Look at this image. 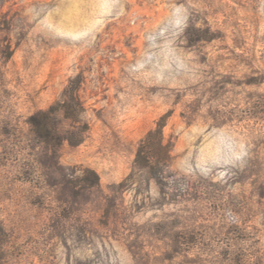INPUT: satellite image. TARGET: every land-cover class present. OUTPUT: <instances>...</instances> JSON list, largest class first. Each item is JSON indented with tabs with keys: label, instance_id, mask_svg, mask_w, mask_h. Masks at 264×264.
Wrapping results in <instances>:
<instances>
[{
	"label": "rangeland",
	"instance_id": "1",
	"mask_svg": "<svg viewBox=\"0 0 264 264\" xmlns=\"http://www.w3.org/2000/svg\"><path fill=\"white\" fill-rule=\"evenodd\" d=\"M75 77L54 151L29 119ZM0 237L3 264H264V0H0Z\"/></svg>",
	"mask_w": 264,
	"mask_h": 264
},
{
	"label": "trees",
	"instance_id": "2",
	"mask_svg": "<svg viewBox=\"0 0 264 264\" xmlns=\"http://www.w3.org/2000/svg\"><path fill=\"white\" fill-rule=\"evenodd\" d=\"M81 81L79 77L72 78L64 90V97L58 104H53L48 109L34 113L29 122L35 136L47 146L57 151L67 140L70 144L81 143L86 135V126L83 120L84 103L80 95ZM70 121V126L62 130V118ZM164 124L150 130L140 141L135 163L148 168L153 177L160 180V163L167 159L169 152L164 148ZM165 149V151H164ZM3 239L0 237V264H3Z\"/></svg>",
	"mask_w": 264,
	"mask_h": 264
}]
</instances>
